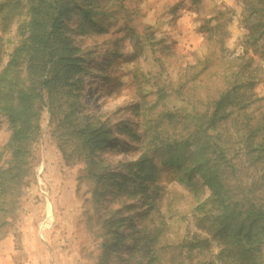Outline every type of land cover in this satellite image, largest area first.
<instances>
[{"label":"rangeland","instance_id":"1","mask_svg":"<svg viewBox=\"0 0 264 264\" xmlns=\"http://www.w3.org/2000/svg\"><path fill=\"white\" fill-rule=\"evenodd\" d=\"M75 1L89 7L93 15L92 22L79 15L70 21L68 32L86 61L80 72L82 87L77 84L72 90L85 105L84 113L109 122L112 143L97 153L112 171L135 179L132 192L121 195L117 187L103 190L102 183L96 191L83 162L64 160L44 108L28 185L10 223L0 231L4 234L0 264H125L124 259L134 264L141 258V248H149L142 264L152 251L157 253L153 264H158V257L162 264H224L218 257L220 238L206 231V217L212 219L218 210L212 201L196 208L210 190L200 181L204 192L196 199L180 180L186 177L184 171L160 165L158 149L153 150L159 129L179 135L184 126L172 123L168 127L164 119L159 120L165 107L158 102V90L167 87L169 108L193 99L204 109L210 94L222 84V74L239 65L245 74L251 71L256 83L253 88H241V104L220 127L228 133L234 131L231 118L243 122L250 115L253 123L260 120L264 0ZM0 12L8 17V25H2L0 16V54L5 64L20 37V26L28 19L26 0H0ZM9 135L7 120L0 114L2 162L9 158L3 150ZM260 138L258 134L256 140ZM142 145L155 156V167L148 173L153 177L145 180L137 168L127 170L138 159ZM112 210L125 219L121 230L128 234L120 251L104 258L108 230L102 220ZM144 237L149 240L142 244ZM203 238L208 240L200 242ZM260 248L264 264L263 242Z\"/></svg>","mask_w":264,"mask_h":264},{"label":"trees","instance_id":"2","mask_svg":"<svg viewBox=\"0 0 264 264\" xmlns=\"http://www.w3.org/2000/svg\"><path fill=\"white\" fill-rule=\"evenodd\" d=\"M26 5L28 19L20 26V37L5 64L0 54V114L6 118L10 131L3 148L9 153L6 162L1 161L0 150V231L10 223L23 188L28 185L32 148L41 132L44 108L50 114L52 134L64 160L83 162L96 191L102 183L103 190L117 187L118 194L124 195L132 192L131 184L135 181L128 173L112 171L99 158L97 152L112 143V128L98 116L84 113L85 105L72 90L77 84V88L82 87L80 72L84 71L86 61L68 32L70 21L79 15L92 22V10L75 0H26ZM0 16L2 25H8L7 13L0 12ZM208 64L206 59L205 70ZM237 67L222 74V84L210 94L204 109L193 99L181 107H167L169 93L162 86L158 102L163 101L165 108L159 113V120L164 119L168 127L172 123L184 126L179 135L166 133V128L159 129L158 137L154 138L158 146L153 150L158 149L160 165L184 171L186 177L180 180L196 199L204 192L202 183L210 190V195L196 208L200 210L212 201L218 210L212 219L206 217L209 220L206 231L220 238V260L224 264H263L260 245L264 243V112L254 123L250 115L243 122L231 118L234 131L227 133L220 127L241 104L244 98L241 88H253L256 83L251 71L245 74L241 66ZM177 92L181 97L182 92L179 89ZM258 134L261 138L256 140ZM148 148L140 146L138 159L127 168H137L141 180L153 177L148 173L155 167V156ZM253 168L257 173L252 175L249 171ZM103 194L101 191L100 195ZM117 212L112 210L102 220L108 230V238L103 242L104 258L120 251L128 234L121 230L125 219L117 218ZM143 240L142 244L149 239ZM204 240L208 239L200 242ZM141 249V258L134 264H142L149 250ZM155 253L152 251L147 257L146 264L156 261ZM124 260L125 264H133L130 259ZM158 261L162 264L159 257Z\"/></svg>","mask_w":264,"mask_h":264}]
</instances>
